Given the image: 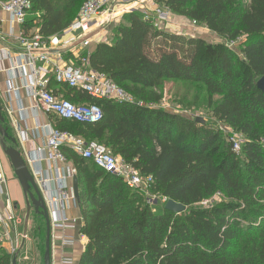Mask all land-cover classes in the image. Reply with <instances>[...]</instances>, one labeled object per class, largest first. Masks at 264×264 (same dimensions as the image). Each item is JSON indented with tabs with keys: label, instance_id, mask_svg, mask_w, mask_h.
Segmentation results:
<instances>
[{
	"label": "trees",
	"instance_id": "trees-1",
	"mask_svg": "<svg viewBox=\"0 0 264 264\" xmlns=\"http://www.w3.org/2000/svg\"><path fill=\"white\" fill-rule=\"evenodd\" d=\"M87 1L29 0L30 21L47 40L65 37ZM157 3L240 45L232 50L157 30L132 12L89 60L93 71L143 105L62 89L76 104L97 105L103 118L90 124L50 116L55 128L106 146L153 179L146 194L63 149L79 181L86 239L79 264H264V93L257 88L264 78V0ZM167 81L202 85L212 116L244 137L241 153L221 132L162 108L158 92ZM155 195L185 212L149 202ZM217 195L211 207L200 206ZM11 263L0 257V264Z\"/></svg>",
	"mask_w": 264,
	"mask_h": 264
},
{
	"label": "built area",
	"instance_id": "built-area-1",
	"mask_svg": "<svg viewBox=\"0 0 264 264\" xmlns=\"http://www.w3.org/2000/svg\"><path fill=\"white\" fill-rule=\"evenodd\" d=\"M0 6L12 16L13 21L21 28L16 38L20 47V62L15 63L14 70L29 71L30 81L26 88L30 89V97L37 111L48 116L65 121L95 124L101 121L103 114L95 104H76L51 88V83L63 88L81 92L93 100H110L118 103H136L122 88L117 86L106 75L93 71L90 65L91 47L101 43L110 44L113 29L120 24L126 14L139 12L144 21L150 23L157 30L191 37L196 36L199 25L189 21L188 24L177 23L173 13L166 7L157 3V0H88L75 21L71 24L67 36L63 37L62 44L53 43L43 37L37 27L30 21L32 5L29 0H0ZM240 43L231 42L227 46L237 50ZM66 51L70 57L66 60L61 52ZM54 57L64 64L59 65ZM27 76V75H26ZM1 104V102H0ZM3 108V107H2ZM13 122L15 128L21 120L14 119V110L3 109ZM22 109L19 111L20 113ZM229 128V127H228ZM18 130V129H17ZM28 130L21 131L19 127L18 139L22 144V151L33 177L46 202L51 225L52 239L54 231L76 230V226L68 221L65 213L71 207H77L78 201L73 193V178L76 169L71 166L63 149L68 148L81 158L91 161L95 166L106 173L122 179L133 189H139L147 194L151 177H142L133 166L125 163L121 156L114 155L109 148L96 142L87 141L82 137L54 127L47 129L46 138L41 148L26 150L25 143L29 142ZM228 142L235 153L242 151L244 137L238 132H229ZM32 140V139H31ZM1 150V149H0ZM52 166L54 178L50 181L42 165ZM7 175L0 155V197L5 194ZM219 195L211 200L201 203L205 208L218 202ZM155 196H148V201L156 202ZM163 205L168 198H160ZM12 207V206H11ZM0 208V257L8 255L11 264L14 258L21 259L23 242L27 240V232L22 230V220L15 213L14 208ZM81 241H86L80 234ZM60 240L65 245H73L75 238L63 235ZM25 256L23 260H27ZM63 264H72L64 260Z\"/></svg>",
	"mask_w": 264,
	"mask_h": 264
},
{
	"label": "crops",
	"instance_id": "crops-1",
	"mask_svg": "<svg viewBox=\"0 0 264 264\" xmlns=\"http://www.w3.org/2000/svg\"><path fill=\"white\" fill-rule=\"evenodd\" d=\"M177 23H182L184 25L188 24V20L181 17H174ZM21 32V28L16 24L12 16L4 11L0 6V102L3 109L11 108L14 110V119L21 120L18 123V127L14 126V135L18 137L19 127L21 131L28 130L29 142L25 143L26 150L31 151L32 148H41L46 138L47 129L49 127H56V123L52 122L51 117L37 111L30 97V89L26 88L29 84L30 74L29 71H19L14 70L15 63L20 62L19 54L20 47L17 43L16 38ZM63 37L55 38L53 43L62 44ZM96 46H92L91 50H94ZM62 57L66 60L70 55L63 51L61 52ZM59 60L54 57V60L59 64H64V59ZM27 75V76H26ZM51 88L58 90L62 96L65 97L63 87L56 85V83H51ZM22 109V113L19 111ZM18 129V130H17ZM32 139V140H31ZM71 166H74L70 162ZM42 168L45 170L49 180L54 178L52 166L49 168L48 165L43 164ZM6 173V172H5ZM7 175V174H6ZM9 180L7 178V187L5 194L0 197L2 202H0V208L13 207L15 213L20 216L22 223V230L27 232L28 238L23 242L22 257L18 259L17 264H44L41 255L40 246H37L34 237L29 233V220L26 226L28 218V209L24 214L20 209L19 204L14 202L9 196ZM27 201V200H26ZM11 207V208H12ZM65 217L68 221L76 226V230H66L59 231L55 230L52 239V261L51 264H63L64 260H69L72 264H79L82 253L85 250L86 241H81L80 229L83 226V219L79 206L71 207L66 213ZM30 218V217H29ZM66 235L75 238L77 241L73 245H65L60 237ZM45 254V253H44ZM27 257V260H23V257Z\"/></svg>",
	"mask_w": 264,
	"mask_h": 264
},
{
	"label": "rangeland",
	"instance_id": "rangeland-1",
	"mask_svg": "<svg viewBox=\"0 0 264 264\" xmlns=\"http://www.w3.org/2000/svg\"><path fill=\"white\" fill-rule=\"evenodd\" d=\"M199 27L200 28L195 31L196 37L202 38L209 43H227L231 45V42L225 41L217 34L211 32L207 27L201 25ZM158 93L163 95L161 107L166 111L179 114L187 119H200L202 121L201 123H204V127L207 131H219L226 137L231 134L229 132H234L233 129L223 125L219 120L212 116L208 109V93L202 85L190 82L167 81L163 84L162 89ZM0 106L2 107L1 104ZM3 115H5L4 111ZM8 127L10 126L8 125ZM0 155L10 183L8 188L9 196L14 202L19 204L20 209L25 214L28 209V203L23 189L15 175L14 168L12 167L9 158L2 150H0ZM155 197V200L160 199V196L155 195ZM221 198L222 197H219V200ZM0 202H2V198L0 199ZM200 206L204 207L201 204ZM29 219V233L33 235L36 242L35 244L40 246L41 255L44 256L46 248L45 220L42 216L36 213L34 206H31Z\"/></svg>",
	"mask_w": 264,
	"mask_h": 264
},
{
	"label": "water",
	"instance_id": "water-1",
	"mask_svg": "<svg viewBox=\"0 0 264 264\" xmlns=\"http://www.w3.org/2000/svg\"><path fill=\"white\" fill-rule=\"evenodd\" d=\"M257 88L264 93V78L257 83ZM198 123L202 121L196 120ZM8 122V123H7ZM8 125L10 127H8ZM11 128V129H10ZM10 144V145H9ZM0 149L9 158V161L14 168L15 175L23 189L25 198L28 203V220L31 214V206L35 207L37 214L42 216L46 225V243L44 264H51L52 261V225L48 212L46 202L41 194V191L33 177L30 168L28 167L24 153L22 151V144L18 137L14 135V126L11 117L5 112L3 115V108L0 106ZM73 193L75 199L79 200V181L77 176L73 178ZM165 210L181 214L185 212L186 208L172 200L165 205ZM13 264H17V258H14Z\"/></svg>",
	"mask_w": 264,
	"mask_h": 264
}]
</instances>
